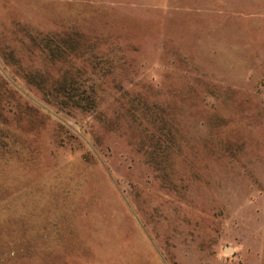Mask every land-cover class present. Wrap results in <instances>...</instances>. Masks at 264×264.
I'll return each mask as SVG.
<instances>
[{"label": "rangeland", "instance_id": "1", "mask_svg": "<svg viewBox=\"0 0 264 264\" xmlns=\"http://www.w3.org/2000/svg\"><path fill=\"white\" fill-rule=\"evenodd\" d=\"M0 264H264V0H0Z\"/></svg>", "mask_w": 264, "mask_h": 264}, {"label": "water", "instance_id": "2", "mask_svg": "<svg viewBox=\"0 0 264 264\" xmlns=\"http://www.w3.org/2000/svg\"><path fill=\"white\" fill-rule=\"evenodd\" d=\"M224 251H225V252H228V251H229V248H228V247H226V248L224 249Z\"/></svg>", "mask_w": 264, "mask_h": 264}]
</instances>
